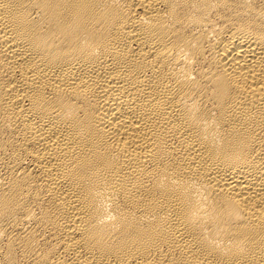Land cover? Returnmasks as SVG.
I'll return each instance as SVG.
<instances>
[{
  "label": "bare ground",
  "instance_id": "bare-ground-1",
  "mask_svg": "<svg viewBox=\"0 0 264 264\" xmlns=\"http://www.w3.org/2000/svg\"><path fill=\"white\" fill-rule=\"evenodd\" d=\"M0 264H264V0H0Z\"/></svg>",
  "mask_w": 264,
  "mask_h": 264
}]
</instances>
